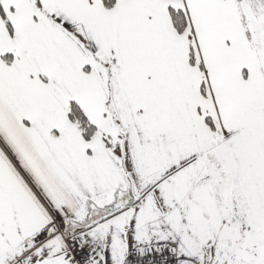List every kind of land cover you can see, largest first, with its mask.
<instances>
[{"label":"snow or ice","instance_id":"6c2138e0","mask_svg":"<svg viewBox=\"0 0 264 264\" xmlns=\"http://www.w3.org/2000/svg\"><path fill=\"white\" fill-rule=\"evenodd\" d=\"M0 264H264V0H0Z\"/></svg>","mask_w":264,"mask_h":264}]
</instances>
